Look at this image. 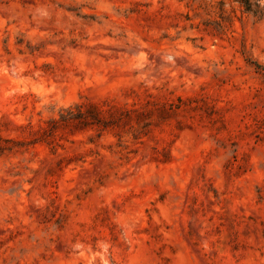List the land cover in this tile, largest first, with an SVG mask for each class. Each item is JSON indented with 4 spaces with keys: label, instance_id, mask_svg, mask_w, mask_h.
I'll return each instance as SVG.
<instances>
[{
    "label": "rangeland",
    "instance_id": "374dc122",
    "mask_svg": "<svg viewBox=\"0 0 264 264\" xmlns=\"http://www.w3.org/2000/svg\"><path fill=\"white\" fill-rule=\"evenodd\" d=\"M0 264H264V0H0Z\"/></svg>",
    "mask_w": 264,
    "mask_h": 264
},
{
    "label": "trees",
    "instance_id": "16d2710c",
    "mask_svg": "<svg viewBox=\"0 0 264 264\" xmlns=\"http://www.w3.org/2000/svg\"><path fill=\"white\" fill-rule=\"evenodd\" d=\"M243 1L248 2V0H243Z\"/></svg>",
    "mask_w": 264,
    "mask_h": 264
}]
</instances>
